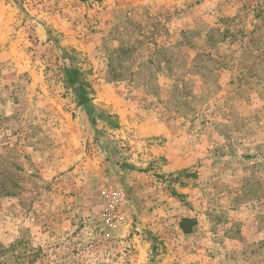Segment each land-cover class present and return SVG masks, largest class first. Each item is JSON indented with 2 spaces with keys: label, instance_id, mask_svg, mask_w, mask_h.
I'll return each instance as SVG.
<instances>
[{
  "label": "rangeland",
  "instance_id": "1",
  "mask_svg": "<svg viewBox=\"0 0 264 264\" xmlns=\"http://www.w3.org/2000/svg\"><path fill=\"white\" fill-rule=\"evenodd\" d=\"M0 264H264V0H0Z\"/></svg>",
  "mask_w": 264,
  "mask_h": 264
},
{
  "label": "trees",
  "instance_id": "2",
  "mask_svg": "<svg viewBox=\"0 0 264 264\" xmlns=\"http://www.w3.org/2000/svg\"><path fill=\"white\" fill-rule=\"evenodd\" d=\"M66 83L69 87H71L76 93L78 97L79 103H87L89 99L85 96L86 95V88L85 84L78 80V72L75 69H65L64 70ZM184 231L185 228L181 226Z\"/></svg>",
  "mask_w": 264,
  "mask_h": 264
}]
</instances>
